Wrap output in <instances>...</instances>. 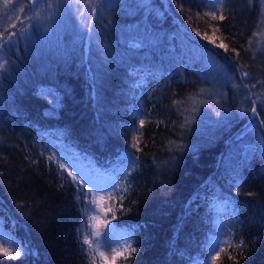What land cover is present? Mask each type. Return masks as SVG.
<instances>
[{
	"label": "trees",
	"instance_id": "obj_1",
	"mask_svg": "<svg viewBox=\"0 0 264 264\" xmlns=\"http://www.w3.org/2000/svg\"><path fill=\"white\" fill-rule=\"evenodd\" d=\"M47 2L40 5L39 27L31 22L30 38L17 35L0 53L8 62L0 72V220L28 252L18 259L0 254V264H90L82 250L88 195L47 159L50 142L91 171L131 184L123 201L114 193L109 207L115 219L112 212L106 217L138 249L119 264H198L219 204L226 211L225 233L248 244L243 256L231 248L228 253L239 264H264V153L258 144L264 107L258 104L259 118L250 125L247 90L233 87L240 83V64L247 65L249 84L264 81V37L252 36L264 30L258 28L264 20L260 0H226L223 21L204 16L207 0H101L91 39L77 18L84 0L52 22L45 17L58 0H51L52 10ZM27 4L13 0L5 9L0 0V32L15 31L12 24L19 28L16 18L6 20L13 12L22 15L21 7L31 15ZM84 11L92 18L90 9ZM205 33L217 44L223 39L229 51L202 39ZM250 37L252 51L245 52ZM201 45L205 57L209 50L215 54L218 71L198 55ZM201 89L206 91L198 99L210 106L201 105L191 125L180 129L183 116L173 100ZM262 90L264 84L254 89ZM241 107L245 114L237 111ZM141 113L146 123L137 152L131 145ZM169 141L183 150L170 151ZM252 144L257 151L244 160L243 148ZM125 153L140 158L127 181L120 173ZM224 199L232 205L225 207ZM219 264L233 261L225 253Z\"/></svg>",
	"mask_w": 264,
	"mask_h": 264
},
{
	"label": "snow or ice",
	"instance_id": "obj_2",
	"mask_svg": "<svg viewBox=\"0 0 264 264\" xmlns=\"http://www.w3.org/2000/svg\"><path fill=\"white\" fill-rule=\"evenodd\" d=\"M43 0H28V4L26 7H29L31 11V15H28L25 12V7H21L19 9V12L22 15H17L16 20L19 22V28H17L16 24H12L11 27L16 29L13 32H8L5 36L4 32H0V53H3V50L7 47H9L13 43V37L19 35L21 39H29L31 36V27L33 26L31 24L32 21H37L36 27H39V22L42 19V13L45 11L44 8L40 7ZM81 0H58L57 8L54 11H49L47 16L45 17L49 22H52L54 17L57 16H63L67 13V8H70L74 4H80ZM141 5L146 4V0H139ZM261 4L264 5V0H260ZM64 3L67 5L65 9H60L59 4ZM101 3V0H84V4L82 8L77 9L78 11V19L81 21V28H87L89 32V39H91V33H92V23L93 19L95 17V13L97 11V6ZM208 6L210 8L209 11L204 13V16H210L212 20L219 19L220 21L225 20L224 15V4L226 3V0H207ZM13 4V0H2V7L8 8L9 5ZM47 9L52 10L53 9V3L51 0H48L46 4ZM90 9L92 18H87V13L84 11V9ZM181 11H183V8L181 7ZM219 13V15H217ZM261 16L264 17V8H262ZM191 17H189L190 19ZM25 21H28V24H25ZM258 28L264 29V20L261 21L260 24H258ZM47 31V28L44 29ZM219 31V28H214V32ZM197 36H201L200 32H196ZM253 37H264V30L256 32L254 31L252 33ZM202 39L208 40L209 43H212L218 48H223L225 51H229V45L225 44L223 42V39H221V42L219 44L216 43V40L214 38H209V36L205 33L202 36ZM252 44V38H249L248 41V47L243 48L245 52L252 51L251 48ZM257 44L259 45V40L257 41ZM205 46L201 45L199 46L200 51L198 52V55L201 57V59H204L206 62L207 67L211 71H218V65L215 62V54L209 50V54L207 57L204 56V49ZM243 47V46H242ZM231 51L236 53V58L239 61L241 59L240 52L236 51L235 48H232ZM255 56V53L253 54V58ZM7 60L0 58V72L6 70L7 68ZM247 68L246 64H240L239 68L237 69L240 73V83L239 84H233V87L236 89H246L247 91L244 93V99L247 101H250V108H251V116L249 118L250 125L253 124L258 118H259V111H258V104L261 107H264V90L257 93L254 91V89L257 88V85L264 84V81L257 80L255 84H249L247 81L250 77V73L246 71ZM139 86V85H138ZM205 89H201L199 92L194 94H189L185 99L182 100H173V105L177 108L179 115L183 116V121L179 124L180 129H186L188 128L191 123L194 120V116L192 113H196L199 111L200 106H210L209 102L204 99H198L202 94L205 93ZM39 95H44L43 92H39ZM190 102V103H189ZM188 105L185 107V105ZM237 111L241 112L242 114L246 113V109L241 107ZM139 118V129H135V131L139 135L133 136V142H132V148H134L137 152L141 151V140L140 137L143 135L142 132H140V129H142L146 123L145 118ZM220 112H216V116H220ZM227 120V117H225V121ZM164 123V121H158L159 124ZM175 124V122H173ZM261 126H264V119H260L259 121ZM247 130V129H246ZM240 137L238 136L237 139ZM169 144L173 147L169 148L170 151L172 150H183V146L178 144L176 141H169ZM258 144L261 146L259 150L261 153H264V139L259 140ZM257 151V145H246L243 148V157L244 160H247L250 158L251 154H254ZM43 155V153H41ZM2 159V157H0ZM25 159H29V157L25 156ZM47 159L51 162H55L58 164L59 169L63 170V172H67L68 176L72 178V181L76 183L78 186H86V182L83 179L78 178V174L74 175L73 171L69 170V165H66L63 162H60V160L57 159L55 155H49ZM124 159L127 161L125 167L128 169V171L121 172L122 175H124V180L127 181L128 177L136 170V168L139 166V157L137 156L134 160L125 153ZM32 163H36V161H32ZM239 176V173L233 169V183L236 186V192L239 194V180L237 177ZM114 189V192H119V199L120 201H123L125 196L124 193H127L131 189V184L124 183L123 181L117 182L116 179H113L111 184L109 185ZM78 191H82V187H78ZM89 192H92V189H89ZM88 193H84V196L87 197ZM114 193L108 194V199L113 198ZM77 200H80V196H76ZM219 199V198H217ZM105 200V196L99 195L98 193L92 192V199L89 201L90 204L96 205V208L99 209V212L92 211L90 208L86 207L84 209L85 214L87 215V219L90 222L88 226H85V230L83 231V239L82 244L87 245L86 248H83L82 250L86 253V255L89 257L90 264H96V257L99 256L102 264H116L117 258L123 257L126 261L129 260V258L138 251L136 247L132 246L131 236L130 234H122L120 232H117L116 228L110 224V222L106 219V215L109 212L113 213V219H115V213L113 211L112 207H103V202ZM134 203V202H133ZM225 207H230L232 205V201L229 199H224L222 201ZM215 207V205H213ZM89 213H91L89 215ZM103 214V215H101ZM232 219H235L233 216ZM101 226H103L104 231L102 233ZM227 226L225 223H222L217 218L215 222V227L217 230L221 227ZM80 230H78L79 232ZM227 236V239L220 240L219 236H209L207 238L206 248L208 255L203 260L202 264H209V257H210V264H219V261L221 259V255L227 253L228 258L233 261V264H239L238 260L236 259V256L232 255L231 253H228V249L231 248L234 252H238L240 256H243L245 249L248 247V244L245 243L243 239H241L238 243H234L232 238V233L229 231L225 233ZM123 242V243H122ZM113 245H116V247H113ZM225 245L227 247H225ZM111 249V256L106 255V251L108 249ZM214 253V254H213ZM0 254L9 257L11 259H18L21 258L24 255H27L28 252L25 247H23L20 242L17 241V239L10 233V232H4L0 231Z\"/></svg>",
	"mask_w": 264,
	"mask_h": 264
},
{
	"label": "rangeland",
	"instance_id": "obj_3",
	"mask_svg": "<svg viewBox=\"0 0 264 264\" xmlns=\"http://www.w3.org/2000/svg\"><path fill=\"white\" fill-rule=\"evenodd\" d=\"M17 15H18V12H13L10 16H8L6 21L8 23H12V21L16 18ZM51 104L54 106L52 101H51ZM135 129H136V127H133L134 131H135ZM134 135H136V134H134ZM50 143H51L50 149H49L50 155H55L57 157V159L60 160V162H63L66 165H69V170L73 171L74 175L78 174V178L83 179L86 182V186H83V187L85 188L84 190H86V192L88 193V200L87 201H91L92 192H95V193H98L99 195L105 196V200L103 202V207H105V208L109 207V204H110L111 200L114 198V195H113L112 199H108V194L109 193H115L114 189L112 187H110L109 185L111 184L113 179H116L117 182H121L122 180H120V178H118L117 175H113L112 177H106V175H104V174L103 175L99 174L94 170L91 171L83 162H81V163L75 162V160H72L70 158V156H68L66 153H64V151L54 150L55 149L54 146L56 144H54L52 142H50ZM125 163H127V161ZM125 163L123 164V167H121L120 173L126 168ZM89 189H92V192H89ZM220 206H221V204L215 205V207H213V213H211V220H212V224L214 225V232L211 234V236H219L220 240H225V239H227V236L225 235V228L221 227V228H219V230H217L215 227V222H216L217 218L222 223H225V219H226V211L224 210V207H220ZM88 208H90L92 211L99 212V209L96 208V205L89 203ZM90 214L91 213H89V215ZM101 215H103V214H101ZM107 215H108V213H107ZM107 215H106V217H107ZM84 217L86 220L87 215L85 214ZM85 220L82 222L85 223L87 221L85 224L88 226L90 222L88 221V219L86 221ZM1 224H2V222L0 220V231L8 232V231H6V229ZM101 231L103 233V231H104L103 226H101ZM117 232H119V231L117 230ZM113 247H116V245H113ZM106 255L111 256V249L110 248L106 251ZM207 255H208V252H206V256ZM119 258H117V261L119 260ZM204 259H202L198 264H202ZM117 261H116V264H119V262H117ZM100 262L102 264L101 259H100ZM209 264H210V257H209Z\"/></svg>",
	"mask_w": 264,
	"mask_h": 264
}]
</instances>
